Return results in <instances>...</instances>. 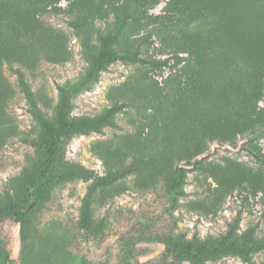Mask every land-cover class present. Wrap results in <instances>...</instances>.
<instances>
[{
	"label": "rangeland",
	"instance_id": "rangeland-1",
	"mask_svg": "<svg viewBox=\"0 0 264 264\" xmlns=\"http://www.w3.org/2000/svg\"><path fill=\"white\" fill-rule=\"evenodd\" d=\"M239 3L250 16L237 15V25L234 0H0L10 14L0 15V264H169L168 239L216 241L235 224L238 239L253 231L264 240V165L256 157H264V2ZM108 36L114 53L145 62H111L72 97L70 120L114 110L112 124L61 141L50 174H87L39 188L19 223L10 208L29 203L43 155L16 69L53 120L59 88L86 77L85 42L97 55ZM236 53L260 66L249 68L247 55L235 61ZM221 92L226 104L217 109ZM180 169L171 204L168 185ZM99 179L91 236L81 225L83 199ZM205 264H264V249L250 260L229 254Z\"/></svg>",
	"mask_w": 264,
	"mask_h": 264
},
{
	"label": "trees",
	"instance_id": "trees-1",
	"mask_svg": "<svg viewBox=\"0 0 264 264\" xmlns=\"http://www.w3.org/2000/svg\"><path fill=\"white\" fill-rule=\"evenodd\" d=\"M242 0H234V5H237L236 10L231 16L233 23L237 24L239 15L241 19L247 20L250 16L249 8L241 2ZM254 1V0H249ZM264 2V0H262ZM20 7V5H19ZM0 15H10L8 11L0 7ZM150 19L158 20L159 17H150ZM238 25V24H237ZM260 38V35L256 37V41ZM114 37L108 36L101 39V47L97 55H94L91 51L90 45L85 42V53L89 62V69L86 74L85 79L72 87H60L59 88V103L57 107L56 116L53 120L48 119L38 108L32 89L29 87L24 73L20 69H16L18 85L29 104V113L40 126L42 131V136L39 143H34L42 152V163L40 166L39 176L35 180H31L30 189L32 193L28 196L30 199L27 205L22 208L17 209L15 207L10 208V212L13 213L17 222L21 223L24 220L25 212L36 207V203L40 200L39 188L45 186V184L52 182H60L63 180H70L75 177H84L87 172L83 169H75L70 171H64L58 175L50 174V169L59 158L60 143L64 138L72 135H85L91 132H99L105 125L112 124V118L114 117V110H110L107 114L100 116L94 120L88 119H76L70 120L69 114L72 109L71 99L75 94H78L83 90L86 85L98 79L99 73L104 70L105 66L111 62L119 60H130V61H140L145 62L144 59L138 58L136 56L126 55V54H116L111 49L110 46L113 43ZM245 48H238V50ZM264 50V49H263ZM247 55L251 64L247 65L249 68H254L259 63V59L252 57L250 54H235V61H242L244 56ZM206 99V98H205ZM226 104L225 92H221L220 96L217 98V109H222ZM216 109V106H215ZM259 120L260 116H254ZM220 121V120H219ZM223 123L225 120H221ZM218 132L210 129L207 130V135L209 137L217 136ZM219 142L222 139L219 138ZM206 151L205 145L196 146V152L200 155ZM191 157V154H187ZM257 159L264 165V157L257 156ZM180 177L177 180H171L168 185V194L171 204L175 203L176 196L180 194V187L184 181V174L182 169L179 170ZM102 180L95 181L90 185L86 196L83 199L82 207V229L89 233L90 227V206L92 203L93 196L98 185ZM29 192V191H28ZM182 193V191H181ZM34 201V203H32ZM236 224L231 225L227 234L222 236L216 241H201L197 237L192 239H187L186 236H176L168 239L164 244L163 257L165 262L169 264H178L181 261H190L192 264H205L206 260L217 258L222 255H236L240 256L245 260H250L251 255L257 253L264 249V240H253V231L246 233L241 239H238L235 235ZM91 231V230H90ZM92 236V235H91Z\"/></svg>",
	"mask_w": 264,
	"mask_h": 264
}]
</instances>
